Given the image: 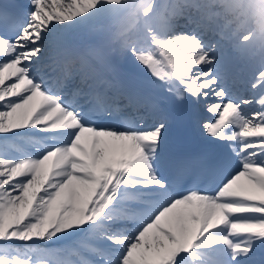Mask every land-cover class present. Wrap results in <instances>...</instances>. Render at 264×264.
Listing matches in <instances>:
<instances>
[{"label": "snow or ice", "instance_id": "snow-or-ice-1", "mask_svg": "<svg viewBox=\"0 0 264 264\" xmlns=\"http://www.w3.org/2000/svg\"><path fill=\"white\" fill-rule=\"evenodd\" d=\"M100 18L86 54L67 40ZM227 45L264 51V0H0V264H264V61L235 94ZM113 55L194 110L216 145L209 187H178L161 98L126 87Z\"/></svg>", "mask_w": 264, "mask_h": 264}, {"label": "bare ground", "instance_id": "bare-ground-1", "mask_svg": "<svg viewBox=\"0 0 264 264\" xmlns=\"http://www.w3.org/2000/svg\"><path fill=\"white\" fill-rule=\"evenodd\" d=\"M175 1L177 2L183 1L184 3H189V0H172V2ZM14 2L18 3V5H25L28 3V0H16ZM159 2L161 4H168L167 0H159ZM172 2L170 3L172 4ZM185 8H189V7H185ZM175 17L179 19V22L181 21V24L185 25L187 23L188 17L186 16V13L184 12L180 13ZM110 23L111 22L109 20L100 18L93 21L88 26L73 29L67 32L65 35L67 40L71 44L76 46L82 53L86 54L89 47L97 43L100 37L106 33V30L108 29ZM225 53H226V60L222 67V73L225 75L227 83L228 81L229 82L231 81V83L235 84L236 89H239V87H241L244 84L243 85L244 89L241 90L240 95L248 96L250 92V89L248 87V81L252 76L253 70L259 66L261 61H264V51H262L258 46L252 49H236L233 48L231 45H227L225 48ZM48 57H52V59L49 60ZM56 58H57L56 49L55 46H53L50 52L46 54V65H45V71L49 72L53 76H58L61 73L60 68L56 67L54 63ZM110 60L112 65L111 68L112 74H114L119 79H121V81L125 84L126 87L140 89L143 91V84H139V83L135 84L133 82L135 78L132 79V77L133 76L139 77L140 78L139 80L143 83V80H145L146 70L136 68L133 66L131 61H125L122 57H118L116 55L111 56ZM48 64H52V67L51 68L47 67ZM65 84L70 91H77L79 89H83L84 91H87V85L81 81L78 75L72 76L68 81H65ZM78 99H80L81 102H84L83 97H78ZM163 103L164 100L161 99V104ZM139 111L140 114H143V109H140ZM133 113L134 115L136 114L135 111H133ZM194 118H195L194 119L195 127L198 135L204 141H208L205 137H203L202 133L200 132L196 124V119L198 117L195 114V112H194ZM169 128H170V122H169ZM168 132L166 133V136L168 135ZM165 142H166V138L164 139V143L161 150L162 158L164 157L163 153L165 151L164 150Z\"/></svg>", "mask_w": 264, "mask_h": 264}]
</instances>
